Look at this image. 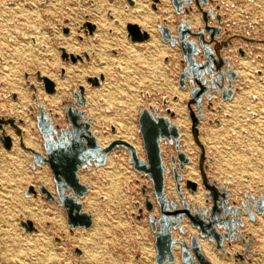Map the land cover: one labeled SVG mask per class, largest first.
I'll return each mask as SVG.
<instances>
[{"label":"rangeland","instance_id":"1","mask_svg":"<svg viewBox=\"0 0 264 264\" xmlns=\"http://www.w3.org/2000/svg\"><path fill=\"white\" fill-rule=\"evenodd\" d=\"M132 1L134 6L128 5L127 0H0V90H4L6 95L10 91L18 95L16 101L9 96L0 100V114L17 117L21 113L26 120L25 125H19L25 133L24 144L44 153L40 134L32 131L35 121L25 112L27 106L32 104L25 72L28 73V80L37 86L39 101L60 115L62 101L71 99L73 89L81 84L86 91V111L93 121L91 128L96 132L100 145L122 139L144 158L142 140L138 134L139 110L152 106L160 114L166 115V109H171L175 113L173 121L178 124L182 136L180 147L191 160L182 176L199 184L196 193L185 191L186 199L189 203L205 206L197 166L199 147L193 141L188 110L183 103L188 93L179 89L175 79L181 71L178 60L181 54L179 49L163 43L157 30V24L163 20L174 29V22L180 18L174 13L171 0H160L156 10H152L151 0ZM221 1L226 17L234 22L231 25L234 33L251 31L247 24L249 16L254 25L252 33L264 37V0ZM198 15L188 17L192 28L200 25ZM128 22L148 31L150 39L144 43H132L125 29ZM87 23L95 26L91 35L87 33ZM31 37L46 48L33 45ZM233 46L228 56L247 81V89L234 94L231 102H224L220 125L212 118L216 112L204 109L211 122L207 119L201 122L199 140L206 156L212 157L208 163L212 167L210 174L223 182L227 189L229 184L232 192L236 190L233 193L239 198L235 199L236 205L240 206V202L245 201L243 193L251 190L256 198L259 197L264 182L243 162L232 160L228 163V146L231 143L228 132L242 124L244 105L256 104L255 90L251 88L252 91H249L253 81L250 75L260 81L264 91V54L251 47L241 56ZM60 47L74 55L87 54L90 59L74 64L66 62L61 58ZM62 69L64 75L61 77ZM36 71L55 82V94H46L39 87L35 79ZM99 74L104 76L103 82L98 87H92L86 77ZM252 86L255 88L256 84L253 82ZM174 96L178 98L176 101L172 100ZM164 97L167 99L166 105H163ZM212 103L218 105L219 99H213ZM260 104L264 105V96ZM94 109L98 111L91 112ZM226 113L231 114L229 120ZM252 116L250 112L243 114L247 120H253ZM260 117L264 121V114H260ZM59 123L63 125L64 120ZM111 124L115 127L114 132L110 129ZM5 127L14 142L10 150L0 144L1 264L11 263L12 260L16 264H23L26 259L31 264H155L154 237L148 220L146 217L137 219L140 214L136 204L145 211L140 183L149 185V182L127 163L126 151L109 153L105 166L80 171L81 181L90 184L82 201L84 210L92 215L93 224L88 229L76 228L71 232L64 210L52 202H46L38 190L39 183H42L55 193L49 167L44 164L31 168L30 152L20 147L14 130ZM248 127L250 131V125ZM242 129L236 131L235 145H243L247 157L253 160L255 157L250 153L260 151L262 147H251L246 139L244 144ZM259 129L264 141V127L262 129L260 126ZM163 149L166 161L170 163L169 156L175 153L174 148L164 143ZM239 158L243 159V156ZM258 158L261 163L263 157ZM230 176L234 183H228L232 180ZM166 183V193L178 200L171 175H168ZM29 186L35 189L36 194L29 192ZM154 213H158L157 206ZM242 220L244 229L253 237L251 252L243 254V261L234 258L237 253H242L240 241L232 242L230 246L226 242L228 254H224L215 250L207 239L198 237L203 254L212 264H264V216L256 214V220L252 222L244 215ZM28 222L32 223L34 230L29 231ZM195 233L187 223L186 234L176 231L175 236L188 243L189 236ZM203 245H206L208 252ZM1 247H4L3 250ZM176 256L175 264H183L180 251Z\"/></svg>","mask_w":264,"mask_h":264},{"label":"water","instance_id":"2","mask_svg":"<svg viewBox=\"0 0 264 264\" xmlns=\"http://www.w3.org/2000/svg\"><path fill=\"white\" fill-rule=\"evenodd\" d=\"M127 3L134 6L132 0H127ZM159 3L160 0H151L152 10H156ZM171 5L174 13L180 18L174 22L175 28L172 29L167 21L163 20L157 24V30L163 43L170 44L181 53V71L175 79L179 89L188 93L183 103L188 110L193 141L199 147L197 166L200 183L204 189L205 206L189 203L186 199L185 191L194 194L198 191L199 184L182 176L185 166L191 160L180 147V128L173 121L175 113L168 108L166 115L160 114L157 108L152 106L139 110L137 123L145 155L143 158L130 143L122 139L100 145L96 132L91 128L92 118L86 111L84 86L79 84L72 91L73 97L62 101L60 115L39 101L37 86L28 80V73L25 72L24 77L32 100L25 112L35 121L32 131L40 134L44 153L24 144L25 133L20 126L25 125L26 120L21 117V113L17 117L0 114V144L6 150L12 148L14 138L7 134L5 127L9 126L18 137L20 147L30 152L33 162L31 168L42 167L44 164L49 167L55 193L42 183H39L38 190L46 202H52L64 210L71 232L76 228L88 229L93 224L92 215L84 210L82 201L90 184L81 181L80 171L105 166L109 153L124 150L128 154L127 163L142 179L149 182V185L140 183L145 211L136 204L140 214L137 219L146 217L148 220L154 237L155 264H175L178 251L183 264H212L203 254L198 237L207 239L215 250L224 254H228L225 250L226 242L230 246L232 242L240 241L243 245L242 253H237L234 258L243 261L244 255L251 252L253 237L244 229L242 216L247 215L252 222H255L256 214L264 216V191L257 198L254 195H245V201H241L240 206H237L236 201L231 199L230 191L208 174L209 158L199 140V126L207 119L204 109L218 113L224 102L234 96V85L239 79V73L235 71L234 64L230 63L227 55L233 41L246 39L255 43V40L230 35V31L225 27L224 7L219 0H171ZM197 13L200 25L192 28L187 20ZM86 25L89 29L87 33L91 35L95 26L90 23ZM125 29L127 38L132 43H144L150 39V33L136 23H125ZM31 41L33 45L46 48L34 37H31ZM59 49L62 60L66 62L74 64L90 59L87 54L83 57L69 53L63 47ZM238 53L243 56L244 50L238 49ZM63 75L64 69L61 70V77ZM35 79L46 94L56 93L55 82L40 71L35 72ZM86 79L92 87H98L104 76L99 74L87 76ZM8 96L13 101L18 100L15 91H10L9 95L0 92V100L8 99ZM218 98L219 106L214 108L212 100ZM177 99V96L172 98L173 101ZM166 103L167 99L164 97L163 105ZM62 120L63 125L59 123ZM214 121L217 123L218 119L215 118ZM110 129L115 131L113 124ZM164 143L174 148L175 153L169 156L170 163L166 161ZM168 175L172 176L178 200L166 193ZM28 190L36 194L32 186H29ZM156 206L157 214L154 213ZM187 223L196 232L189 236L188 243L175 236L176 231L182 235L186 234ZM28 226L29 231L35 229L31 222H28ZM76 252L80 254L79 250Z\"/></svg>","mask_w":264,"mask_h":264},{"label":"crops","instance_id":"3","mask_svg":"<svg viewBox=\"0 0 264 264\" xmlns=\"http://www.w3.org/2000/svg\"><path fill=\"white\" fill-rule=\"evenodd\" d=\"M220 1V4L223 6V2L221 0ZM238 1V0H236ZM254 2V1H253ZM256 2V1H255ZM245 5V4H244ZM224 7V6H223ZM223 13L225 15V12L223 10ZM248 26H249V29L251 31H248L246 32L245 34H238V33H234V31H232V28H231V25L234 23L231 19L227 18L226 15H225V22H226V28L230 31V35H238V36H241V37H246L248 39H253L255 40V43H251L249 42L248 40L246 39H237V40H234L232 45L230 46L229 48V51H227V55L229 52L232 51V46L234 47V49L237 48V52H238V49H243L244 52H246L247 50H250L251 47L252 48H255L257 49L260 54L263 53L264 54V37H258L256 36L254 33H252V30L254 29V25L252 22H250V17L248 16ZM248 44V45H246ZM181 54V53H180ZM240 55V54H239ZM259 56V55H258ZM245 58V57H244ZM181 59V55L180 57L178 56V60ZM228 59L230 61L231 64H234V69L235 71H237L239 73V71L236 69V64L234 62L231 61L230 57L228 56ZM249 78H251L253 81L251 82V87L249 88V91H252L255 90V103L256 104H253L251 106H246L244 105L243 107V110H242V124L240 125H237L235 126L234 128H231L228 132V135L231 139V143H230V147L228 146V163L229 161L231 162L232 160L233 161H241L243 162L244 164H246L247 168H249V170L254 174L256 175L257 177H261V179L263 180L264 182V141L262 140V135L259 134V131H260V126H262V129L264 127L263 125V119H260V114H264V105H261L260 103L262 102L263 100V96H264V91L262 89V86L261 84L259 83L260 81L257 80L255 78L252 77V75L249 76ZM255 80V81H254ZM253 82L256 84V87L254 88L252 86ZM234 94L244 90V89H247V81L244 79L243 76L240 75L239 73V79L237 80L236 84L234 85ZM252 88V89H251ZM3 92L4 90H0V92ZM1 92V93H2ZM4 94V92H3ZM214 96V95H213ZM234 97V96H233ZM219 101H220V98H218ZM248 99V97H247ZM232 100V99H231ZM231 100H228V102H231ZM248 102V101H247ZM218 105H215L213 104V107L216 108L218 107ZM222 108V107H221ZM220 108L219 112L217 113V111L215 110H211L210 112L213 113V112H216V115L213 116V120H215V118L218 119V122L216 123L217 125H220V122H221V117H222V109ZM98 109H94V111L91 110V112H97ZM250 112V114H252V119L253 120H247L246 118H243V114H246ZM207 113V112H206ZM208 115V113H207ZM226 115L228 116V120L231 118V114L230 113H226ZM208 122L210 120H207ZM211 122V121H210ZM246 125V126H245ZM248 125H250V131L248 130ZM244 128L241 130V134L243 135V141L246 139L247 143L249 144V146L251 145V147H254L256 149H259L260 147L261 148V155H259V150L258 151H253V153H250L251 156L255 157V159L251 160L250 158L247 157L246 155V152H245V149H244V146L243 145H240V146H237L235 145V142H236V131L239 129V128ZM238 128V129H237ZM234 131V132H233ZM246 141H244V144L246 143ZM250 147V148H251ZM237 156V158H236ZM239 156H243V159L239 158ZM209 157V156H208ZM262 158L263 157V161L260 163L259 161V158ZM212 160V157H209V161ZM259 161V162H258ZM212 171V167L211 165L209 164V175L212 177V175L210 174V172ZM213 179H215L214 177H212ZM230 178H232V176H230ZM216 181H218L217 179H215ZM220 182V181H218ZM234 183L233 181V178L230 182L228 183ZM222 183L223 185H225L223 182H220ZM226 186V185H225ZM233 188L235 189V184H233ZM264 186V185H263ZM228 190L230 191V196H231V199H239L238 197L234 196V191L236 190H232L229 188V184H228ZM261 192L264 191V187L260 190ZM255 192L254 191H248V192H244L243 195H247V194H252V195H256L254 194Z\"/></svg>","mask_w":264,"mask_h":264},{"label":"bare ground","instance_id":"4","mask_svg":"<svg viewBox=\"0 0 264 264\" xmlns=\"http://www.w3.org/2000/svg\"><path fill=\"white\" fill-rule=\"evenodd\" d=\"M10 197V196H9ZM12 197V196H11ZM21 202V201H20ZM19 202V203H20ZM10 225V224H9ZM11 236V235H10ZM22 240V239H21ZM12 241H14V240H12ZM7 246V245H6ZM204 246V248L206 249V251L208 252V248L206 247V245H203ZM4 247H5V245H4ZM3 247V248H4ZM2 248V247H1ZM3 248H2V250H3ZM40 248V247H39ZM37 250V249H36ZM32 252V251H31ZM5 253H7V250H6V252ZM12 253H14V252H12ZM0 254H2V253H0ZM46 254V253H45ZM3 255V254H2ZM209 255V257H211V258H213L212 257V255L211 254H208ZM23 257V256H22ZM5 258V257H4ZM43 258V257H42ZM6 259V258H5ZM8 259H9V257H8ZM4 260V259H3ZM0 264H1V261H0ZM3 264V263H2ZM7 264H16L15 263V261L14 260H12V262L11 263H7ZM20 264V263H19ZM23 264H31L30 263V261L28 260V259H26V261L23 263Z\"/></svg>","mask_w":264,"mask_h":264}]
</instances>
